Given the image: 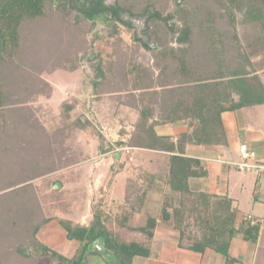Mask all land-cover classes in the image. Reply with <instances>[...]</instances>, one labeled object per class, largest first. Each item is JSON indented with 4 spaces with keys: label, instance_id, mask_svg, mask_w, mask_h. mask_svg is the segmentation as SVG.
<instances>
[{
    "label": "trees",
    "instance_id": "obj_1",
    "mask_svg": "<svg viewBox=\"0 0 264 264\" xmlns=\"http://www.w3.org/2000/svg\"><path fill=\"white\" fill-rule=\"evenodd\" d=\"M202 1V7L178 12L188 18L177 39L179 48L163 45L161 52V47L156 43L141 41L142 46L149 51H160L156 62L159 67L163 65L156 78L153 79V73L143 67L131 68L132 63L125 62V54L123 60L119 61L121 64L100 61L96 68L99 78L94 83V90L97 95L116 93L126 88L128 80H131L134 82V90L161 98L162 102L157 103L161 112L159 121L147 128L155 110L144 108L127 144L179 153L170 158L166 179L171 195L176 196V203L171 206V211L168 207L162 208L163 220L171 221L178 231L180 248L197 253L210 249L229 258L232 240L242 234L246 240L256 242L260 224H252L248 217L239 224L238 212L228 196L191 190L189 180L205 176L206 171L198 160L184 157V146L187 143L225 145L227 136L222 114L264 104V85L261 77L256 75L253 61L264 56V0ZM123 11L125 9L120 6L113 9L106 7L104 0H0V142L6 145L5 149L11 142L20 140V127L11 121L12 117L15 118L12 108L27 103V95L33 93L26 90L25 85H19L14 92L6 91V83L15 75V70L7 73L6 67H15L17 64L16 69H20V64L26 63L25 59H19L23 51L37 69L53 62L59 64L65 57L64 52L70 56L69 60L78 61V53L85 45V32L82 30L80 33L75 31L79 33L77 35L71 32L64 34L65 39L72 44H67L71 47L68 48L69 52L67 49H57L51 57H43L49 59V63L42 64L39 62L41 59L37 61L36 53L44 50L41 45L44 44L42 39L45 33L47 35L50 31V35L54 31H62L59 25L50 28L51 19L59 13L76 12V19L81 18L90 25L100 17L112 14L113 29L119 23L128 30H133L130 22L123 21ZM146 13L149 15L148 26L160 22L169 27V21L174 18L173 15L165 17L150 8ZM240 16L241 23L248 28L244 35L238 33ZM170 28L176 31L175 26ZM27 33L31 35L28 36ZM38 37L41 41H37ZM116 52L118 50L114 49L110 55L108 52L102 55L101 51L102 54L98 53L94 57L109 58ZM60 57H63L61 61L58 59ZM76 68L75 65L72 70ZM115 80L119 81L121 89ZM35 81L38 80L34 77L33 82ZM37 86L32 84L34 90L39 88ZM158 88L160 92L157 91ZM160 123H185L191 132L181 135L177 142H173L169 138L155 135L154 126ZM84 124L90 125L89 122ZM29 173L34 174V168ZM29 173L24 170L17 179L22 178L25 183L31 182L36 177ZM138 176L136 180L128 181L125 194V203L131 213L142 211L147 195L157 179V175L147 171H140ZM22 179L11 182L9 189L16 187ZM58 183L60 182L56 181L55 184ZM30 189L31 184H27L6 192V196L11 199L9 205L2 204L4 196L0 198V244L4 236H9L8 240L16 242V251L21 259L32 262L33 259L49 256L50 264H87L90 255L98 253L109 264H133L135 257L150 256L156 228L155 219H148L146 226L139 229L120 226L127 233L124 235L108 229L99 209L95 211L89 226H74L71 221L60 220L66 238L77 242L79 248L72 257L53 251L37 237L43 226L52 220L43 217L40 219V212L32 205ZM254 194H257V190ZM97 241H100L99 247H95ZM28 247L31 252L27 251Z\"/></svg>",
    "mask_w": 264,
    "mask_h": 264
},
{
    "label": "rangeland",
    "instance_id": "obj_2",
    "mask_svg": "<svg viewBox=\"0 0 264 264\" xmlns=\"http://www.w3.org/2000/svg\"><path fill=\"white\" fill-rule=\"evenodd\" d=\"M111 2L117 3L125 9L124 17L126 19L131 18L136 21L138 24L136 31L128 30L119 23L117 28L113 29L114 26L111 25V22L105 19H98L90 25L81 18L80 20L76 19V12L59 13L51 19L50 28L59 25L62 31H54L49 35L50 31L47 30V35L45 33L42 39L44 44L41 45L44 50L36 53L37 61L41 59L40 63H49V59H43V57L45 55L51 57L57 49H67L69 52L71 47H68L67 44L69 46L72 44L69 40L67 41V38L65 39L64 34L66 32L73 34L75 31L80 33L82 30L85 32V45H83V50L78 53V61L76 59L69 60L70 56L64 52L65 57L58 58L59 61L63 58L59 64L53 62L55 64L52 63L37 69L29 61L28 54L23 51L19 59L20 61L25 59L26 63L22 62L25 66L16 62L21 65L20 69H16L17 64L15 67L13 65L6 67L7 73L15 70L13 78L6 83V91H17L19 85H25L26 90L33 93L27 95V103L16 106L15 109L12 108L15 111L13 114L15 118L12 117L11 121L20 127L21 134L18 135L20 140L8 144L7 149H5L6 145L0 142V198L4 196L2 204L9 205L11 199L6 196V192L31 184L32 189L29 192L33 200L32 205L35 206L36 211L40 212V219L43 217L52 220L43 226L37 237L50 249L66 257L74 256L79 244L66 238L65 231L59 223L60 220L71 221L74 226H89L95 211L99 209L103 213V221L110 231L127 235L115 219L118 215L120 217L123 212L131 214L130 208L125 203L124 194H126L128 181L137 179L140 173L133 174L134 176L127 182L123 180V186L125 183L126 186L121 190L120 188L123 186L116 180L119 165L116 162L113 165L102 162L103 158L112 155L110 153L121 144L122 138L121 135L118 137L116 127L111 124L116 122V117H114L116 116V103L104 107L102 110L101 105H98L92 98L95 92L92 86L99 78L96 68L100 61H112V63L118 64L126 54L125 62L130 61L131 68L143 67L153 73V79L156 78L163 65L161 64L159 67L156 62L159 57L158 53L162 52L163 45L174 49L180 47L177 39L188 18L178 12L203 6L202 0L107 1V3ZM148 8L159 11L165 17L173 15L174 18L169 21V25L175 26L176 31H172L170 26L167 27L160 22L151 23L148 26L145 19L138 18V16L145 15ZM241 20L240 16L237 28L238 33L244 35L248 28L241 23ZM30 35L28 34V36ZM135 38L139 41H136ZM37 41H41L40 37L37 38ZM141 41L156 43L161 47V50L159 49L160 51L155 53L149 51L142 46ZM114 49L118 52L111 57L102 56L106 52L110 55ZM98 53H101L102 57L95 59L94 56ZM75 65L76 70H72ZM34 77L38 80L37 82H33ZM32 84L34 86L38 84L39 88L34 90ZM119 88L121 89V84ZM129 88V84H127L123 90H129ZM155 112L161 115L158 107ZM101 114L104 118H100ZM239 120L242 124L243 120ZM84 122H89L90 125L85 126ZM83 124L85 128H83ZM105 125H110V128L104 129ZM26 134L28 136L24 137ZM127 139L130 140V138ZM125 145H128L127 142ZM123 150L129 153V149ZM108 152L109 154L106 156ZM224 159L229 160L228 158ZM234 160L236 164L243 162L240 148L239 157H234ZM33 168L34 174L29 173L33 171ZM24 170L30 176L35 175L36 178L27 183L20 178L22 180L18 182L17 186L9 189V184L20 180L17 179L20 177L18 175ZM232 171L237 177L242 174L237 166H233ZM248 174L252 176L254 171H249ZM56 181L60 183L55 184ZM170 193L169 191L168 197H172ZM240 193L241 191H236V195ZM120 194L124 195V199ZM241 196L239 210L242 214H247L249 212L248 204L252 200V192L248 191ZM165 200L163 206L168 207L171 211V203L175 204L176 198L172 201L169 198ZM118 204H123L128 211H124L123 206ZM8 238L9 236H4L0 244V264H50L49 256L33 259L32 262L21 259L16 251V242L8 240ZM27 251L31 252L32 250L28 247ZM87 264L109 263L101 254L96 253L90 255Z\"/></svg>",
    "mask_w": 264,
    "mask_h": 264
},
{
    "label": "crops",
    "instance_id": "obj_3",
    "mask_svg": "<svg viewBox=\"0 0 264 264\" xmlns=\"http://www.w3.org/2000/svg\"><path fill=\"white\" fill-rule=\"evenodd\" d=\"M254 64L257 71L256 75L261 77L264 85V56L254 60ZM133 83L131 80L127 83L130 87L129 90L111 94L103 93L101 95H97L94 92L92 96L95 102L101 105L102 110L104 107L116 103V116H114L116 117V122L110 123L116 127L118 137L121 135V144L110 153L112 155L108 157L109 159L103 158L102 162H106L109 165H113L116 162L119 165L116 174L117 183L123 186V180L127 182L128 179L134 176L133 174H137L140 171H147L157 175L155 184L147 195L142 211L131 214L123 212L120 217L118 215L115 219L119 226L125 225L126 228L132 229L145 227L150 218L156 220L150 256L147 258L135 257L133 264H264V104L248 106L222 114V121L227 136L225 145H195L187 143L184 146V157L198 160L202 169L206 171L205 176L189 180L191 190L194 192H206L216 196H228L233 201V207L238 212L237 221L239 224L246 217L252 221V224H260V234L256 242L248 241L242 234H238L232 240L229 258H225L222 254L210 249H207L204 253H197L180 248L178 231L174 229L171 221L163 220L161 211L162 207H164L165 199L169 198L172 201L176 198L173 195H171L172 197L167 196L170 191L166 184L168 165L170 158L179 155V153L125 145L126 142L128 143L127 138H130L136 130V126L142 117V110L144 108H154L153 110H156L157 103L162 102L160 97L134 90ZM117 84L120 85L119 81ZM157 91L160 92V88ZM159 117V113L153 112L147 128L152 123L159 121ZM100 118H104L102 114ZM239 119L243 120V125ZM242 126L244 127L243 129ZM103 128L108 129L110 125H105ZM153 130L156 136L169 138L173 142H177L181 135L191 132L190 127L185 123H160L155 125ZM241 144H246L250 151L255 154L256 157L253 163L260 167V169L253 170L254 174L252 176L248 174V171L242 172L237 177L234 171L231 172V168L234 165L225 163H235L234 157H239ZM125 148L129 149V153L124 152L123 149ZM108 154L109 152L106 156ZM224 158L229 160L227 161ZM125 186L126 183L120 189H125ZM256 190L257 194H254ZM236 191H241V193L236 195ZM248 191L252 192V200L248 204L249 212L242 214L239 210L240 202L242 201L241 195ZM124 195H121L123 199ZM118 205L123 206V204ZM123 210L128 211L124 206ZM126 228L123 227V229Z\"/></svg>",
    "mask_w": 264,
    "mask_h": 264
},
{
    "label": "built area",
    "instance_id": "obj_4",
    "mask_svg": "<svg viewBox=\"0 0 264 264\" xmlns=\"http://www.w3.org/2000/svg\"><path fill=\"white\" fill-rule=\"evenodd\" d=\"M240 154L243 160L242 163H239V164H236L233 162H225V163L229 165L237 166L241 172H248V171L260 169V167H258L257 165L253 163L256 156L253 152L250 151V149L248 148L246 144H241Z\"/></svg>",
    "mask_w": 264,
    "mask_h": 264
},
{
    "label": "flooded vegetation",
    "instance_id": "obj_5",
    "mask_svg": "<svg viewBox=\"0 0 264 264\" xmlns=\"http://www.w3.org/2000/svg\"><path fill=\"white\" fill-rule=\"evenodd\" d=\"M107 1L108 0H104V5L106 6V7H108V8H111V9H113V8H118L119 7V5L117 4V3H107ZM126 13V11H123L122 12V19H123V21H125V22H130L131 23V25H132V28L135 30L136 29V27H138V24H136V21H133L131 18L130 19H126L125 17H124V14ZM138 18H143V19H145V21L146 22H148V20H149V15L146 13L145 15H143L142 17L141 16H138ZM99 19H105L106 21H108V22H111L112 21V19H113V15L112 14H109V15H104V16H102V17H100ZM136 31V30H135Z\"/></svg>",
    "mask_w": 264,
    "mask_h": 264
},
{
    "label": "water",
    "instance_id": "obj_6",
    "mask_svg": "<svg viewBox=\"0 0 264 264\" xmlns=\"http://www.w3.org/2000/svg\"><path fill=\"white\" fill-rule=\"evenodd\" d=\"M100 241H97L96 246L95 247H99Z\"/></svg>",
    "mask_w": 264,
    "mask_h": 264
}]
</instances>
